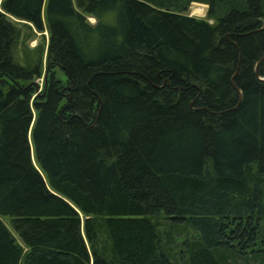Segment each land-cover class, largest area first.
Returning <instances> with one entry per match:
<instances>
[{
  "label": "trees",
  "instance_id": "trees-1",
  "mask_svg": "<svg viewBox=\"0 0 264 264\" xmlns=\"http://www.w3.org/2000/svg\"><path fill=\"white\" fill-rule=\"evenodd\" d=\"M1 6L0 264H264V0Z\"/></svg>",
  "mask_w": 264,
  "mask_h": 264
},
{
  "label": "rangeland",
  "instance_id": "rangeland-1",
  "mask_svg": "<svg viewBox=\"0 0 264 264\" xmlns=\"http://www.w3.org/2000/svg\"><path fill=\"white\" fill-rule=\"evenodd\" d=\"M208 10H209V5L207 3H202L198 1H194L189 9L188 12L192 15H195L197 17H204L208 18ZM16 23L20 24L22 26V31H23V39L21 40V43L19 45L18 49V55L21 60L25 59V47L27 46L30 49H34L41 45L42 47L45 48V54L47 52V47H48V40H49V31L47 29L41 31L37 29L35 26H28L23 23V20H20L18 18L13 17L12 18ZM88 19L92 23L97 22V18L94 15H88ZM211 22H213V19H209ZM27 36V37H26ZM46 57H44V60ZM62 76V75H61ZM40 83L42 85L43 83V78H40ZM4 220L6 223L9 225V227L15 232L14 227L12 226L9 217H5Z\"/></svg>",
  "mask_w": 264,
  "mask_h": 264
},
{
  "label": "crops",
  "instance_id": "crops-1",
  "mask_svg": "<svg viewBox=\"0 0 264 264\" xmlns=\"http://www.w3.org/2000/svg\"><path fill=\"white\" fill-rule=\"evenodd\" d=\"M1 2H2V0H0V9H2Z\"/></svg>",
  "mask_w": 264,
  "mask_h": 264
}]
</instances>
